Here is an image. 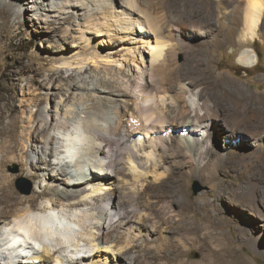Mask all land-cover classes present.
<instances>
[{
  "label": "bare ground",
  "instance_id": "1",
  "mask_svg": "<svg viewBox=\"0 0 264 264\" xmlns=\"http://www.w3.org/2000/svg\"><path fill=\"white\" fill-rule=\"evenodd\" d=\"M0 9L29 17L40 41L58 26L49 70L21 87L19 116L0 106V264H153L172 247L160 264H217L206 250L199 263L182 257L215 240L209 213L201 233L203 220L185 223L172 203L154 212L145 190L180 167L212 181L231 158L264 181V105L249 108L246 88L218 81L205 49L229 46L239 68H253L264 0H0ZM8 163L20 164L31 194L14 191ZM246 182L242 198L257 192ZM249 241L264 248L257 232Z\"/></svg>",
  "mask_w": 264,
  "mask_h": 264
},
{
  "label": "rangeland",
  "instance_id": "2",
  "mask_svg": "<svg viewBox=\"0 0 264 264\" xmlns=\"http://www.w3.org/2000/svg\"><path fill=\"white\" fill-rule=\"evenodd\" d=\"M200 9L203 10V8ZM2 11L0 9V106L5 107L6 116H10L9 110L14 109L11 116L18 117L21 87L25 88L28 80L34 79L40 82L42 73L48 71L51 66L50 56L54 52L50 50L54 47V40L58 38L56 35L58 26L57 24L47 25L44 28L46 41H40L42 37H37L42 28L35 27L29 17L23 15L22 18L13 21ZM260 33L263 39L264 26L260 28ZM253 46L258 54V61L250 69L241 66L239 68L235 54L229 52V46H224L220 50L210 46L205 47V49L214 50L211 55V59L214 61L211 70H214L218 81L225 79L228 80L226 83L230 84L232 88H236L237 84H240L248 90L244 102L249 108L253 105H264V43L256 40ZM198 49L196 48L194 51H198ZM33 89L35 86L31 87V90ZM4 121L6 122L7 119ZM135 134H131L130 139ZM221 145L222 142H219L218 148ZM20 167V164L8 163L3 167V170L11 175L12 188L16 193L25 194L23 191L30 186L29 194H31L32 181L21 174ZM249 179L256 183L257 192L254 196L248 194L242 198V191L245 189L244 187H247L246 181ZM19 183L21 187H18ZM263 188L264 181L259 175L253 177L248 168H242L238 158H231L220 168L218 176L212 181L204 183L196 174L188 173L186 169L180 167L173 173H169V177L161 189L146 188L145 193L147 197H151L150 205L154 212L158 213L161 206L172 203L185 223H190L192 220L200 223L203 220V213L206 211L209 213L208 220L209 226H211L209 231L212 232L215 240L206 248L202 246L201 242L195 243L191 248L188 246V250L186 249L185 255L182 256L183 259L195 263L202 262L206 250V252L210 251L212 259L217 264H239L240 261H244L245 264H264V248L253 247L249 241V235L257 232L264 242V221L259 218L258 212L259 209L264 212ZM195 189L196 192H194ZM187 206L190 208L187 209ZM245 217L250 221L248 223H250L251 232L246 230L248 225L244 222ZM173 223L175 222L172 221ZM199 225H201V233H205V220H203V224ZM184 236L190 244L191 236ZM175 248L154 253L155 258L152 263L160 264L166 261L165 256L172 257L170 252ZM169 264L176 263L172 261Z\"/></svg>",
  "mask_w": 264,
  "mask_h": 264
},
{
  "label": "water",
  "instance_id": "3",
  "mask_svg": "<svg viewBox=\"0 0 264 264\" xmlns=\"http://www.w3.org/2000/svg\"><path fill=\"white\" fill-rule=\"evenodd\" d=\"M20 183H21V182H20ZM20 183H19L18 187H21ZM30 191H31V187L28 186L23 192H24L25 194H29ZM196 191H197V190L195 189L194 192H196Z\"/></svg>",
  "mask_w": 264,
  "mask_h": 264
}]
</instances>
